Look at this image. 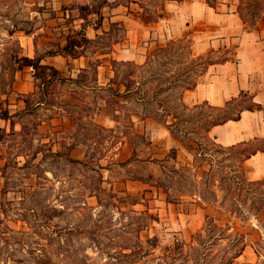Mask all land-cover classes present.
Masks as SVG:
<instances>
[{
    "label": "rangeland",
    "instance_id": "374dc122",
    "mask_svg": "<svg viewBox=\"0 0 264 264\" xmlns=\"http://www.w3.org/2000/svg\"><path fill=\"white\" fill-rule=\"evenodd\" d=\"M102 1L0 0V264H166L165 248L189 245L208 224L225 230L214 253L243 240L242 254L233 264H264V182L243 181L240 164L248 152L264 149V141L230 149L204 139L210 122L235 118L241 108L253 105L246 95L223 112L207 106L193 112L180 108L183 87L198 82L201 69L192 62V40L189 53L191 38L166 57L146 64L150 52L134 66H116L112 57L94 55L109 53L110 43L90 41L84 57L91 58L92 67L75 83L53 82L45 96L35 87L32 95L13 90L22 76L30 75L35 86L31 61L62 48L58 34L65 32L63 27L56 35L51 31L66 23V11L87 19ZM233 1L250 21L252 2ZM151 2L150 12L160 0ZM213 52L212 61L230 57L229 50ZM100 59L116 71V84L139 88L133 99L155 102L140 106L131 98L134 103L122 105L105 87H95ZM160 102L177 120L162 114ZM132 112L154 113L166 128L165 121L175 122L178 137L173 138L184 154L169 151L162 159L153 158L148 140L131 130ZM99 113L115 124L93 122ZM180 140H199L201 146ZM66 157L81 164H70ZM130 180L145 185L129 188ZM57 230L71 232L55 234Z\"/></svg>",
    "mask_w": 264,
    "mask_h": 264
},
{
    "label": "crops",
    "instance_id": "0c3cea01",
    "mask_svg": "<svg viewBox=\"0 0 264 264\" xmlns=\"http://www.w3.org/2000/svg\"><path fill=\"white\" fill-rule=\"evenodd\" d=\"M106 1L115 3L117 0ZM148 3L151 4V0H125L114 7H103L98 27L96 14L91 13L83 19L69 10L65 15L66 23L62 26L55 23L51 33L56 35L63 27L65 32L58 34V44L63 47L67 43V35L83 29L84 21V33L89 41L110 43L109 53L94 55L112 57L115 62L142 63L153 50L185 36L191 38L196 56L229 50V59L209 66L196 86L182 93L181 102L189 108L203 104L222 108L237 100L239 95H247L253 105L251 109L243 108L238 112L237 120L214 126L207 134L217 145L225 148L264 141V21L249 29L241 20L233 0H218L214 8L209 7L205 0H160L151 12L147 11ZM90 62L91 58L86 56L77 59L50 56L43 58L41 65L53 67L64 78L76 79L91 69ZM100 62L94 68V84L99 89L108 86L114 78V70L107 66L108 62L101 59ZM15 84L13 90L20 95L34 92L30 75L22 76ZM17 101L25 104L24 100ZM118 102L128 105L131 101L120 99ZM17 106L19 110L24 108ZM141 117L139 113H131V130L148 140L153 158L162 159L169 151L184 154L183 147L171 137L165 126L152 118ZM93 122L103 127L115 124L111 116L101 113L94 115ZM241 167L247 181L264 182V149L256 150L243 160ZM127 184L129 188L145 185L138 180H130Z\"/></svg>",
    "mask_w": 264,
    "mask_h": 264
},
{
    "label": "trees",
    "instance_id": "16d2710c",
    "mask_svg": "<svg viewBox=\"0 0 264 264\" xmlns=\"http://www.w3.org/2000/svg\"><path fill=\"white\" fill-rule=\"evenodd\" d=\"M124 1L125 0H117L114 3V5H119ZM175 1L180 2V1H184V0H175ZM248 1L252 2V3L248 4V6L251 7L253 10L252 11V14H253L252 19H250V21H248L245 18V15L242 11V7L240 5L237 6V12H238L241 20L243 21V23L247 24V27L249 29H253L258 24V20L260 19V13L264 12V0H248ZM205 2L209 7L214 8L215 4L217 3V0H205ZM110 6H113V5L108 3L106 0H103L99 5L92 7V13H94L98 16L97 26L100 25V21H101V15H100L101 8L110 7ZM186 38L187 37L185 36L182 39H178L175 41H169L165 47H160V48L155 49L146 57L145 63L147 64L152 58H154L156 56L166 57L174 48L178 49V48L182 47L183 42ZM89 43H91V42L86 38L85 33H84V28H83L79 32L75 33L74 35H68L67 43L64 47L59 48L57 51H47L42 55H37L30 63V66L33 69L32 77L35 81V88L38 89L39 92H42L43 94L45 93L44 94V96H45L47 93V91H46L47 88L53 82L58 81L61 84L75 83V80L72 78L62 77L61 74L57 70H55L53 67L41 65V61L43 58L50 57V56H63V57L71 58V59H77L81 56H84L85 45L89 44ZM190 43H191V39L188 42V44H189L188 48L190 47ZM189 53H191L190 48H189ZM213 53L214 52H209L203 56L202 55L196 56L192 60V62H195V61L197 62V67H201V69L197 71L198 77L203 75L209 66H211L213 64L223 63L229 59L226 57L220 61H212L211 59H209L210 58L209 56L212 55ZM113 64L116 66H130V65L134 66V64L132 62H115L114 61ZM90 66H92V63H90ZM47 73H49V74H47ZM199 73H200V75H198ZM130 76L131 75H129L128 77H130ZM115 78H116V71L114 70V78H113L112 82L108 86H106L104 89V90L110 91L113 98L123 99V100H128V101L135 100V103H140L141 105L147 106V107H149L153 102H155V99H153V98L145 99L144 97H139V98L133 99L131 97V94L134 93L135 95L139 96L138 95L139 88L133 87L130 90L129 88H127V86H125L124 84H122L120 82L116 84ZM196 84H197V81L194 80V82H192L191 84L187 85L186 87H183L182 91L184 92L185 90H190V89L194 88L196 86ZM121 85H123L125 87V89L122 92L119 89V87ZM113 86H116V89H113ZM169 86H170V84H169ZM33 94H35V92ZM242 96H246V95L241 94V95H239V98ZM131 98L133 100H131ZM237 100H233V101L227 103V105L225 107H222V108L211 107V106H207L206 104L198 105V106L189 108V107H186L185 105H183L182 102H181L180 108L184 112H193L202 106H207V107H209L215 111L223 112L226 108H228L229 105H231L232 103H235ZM39 103H41V101H39ZM112 103L116 106H120V104H118L117 102L115 103V101H113ZM160 104L161 105H159V108H160L162 114H165L166 116L171 115V117L174 120H177V117H174L172 114H169L170 112L167 109H165V106L162 105V102H160ZM242 109L243 108H241L240 110H242ZM245 109H251V108H245ZM157 111H158V108H157ZM153 114L151 112H145V114L141 118L142 119L152 118L154 116L153 118L157 121L158 115H156V114L153 115ZM237 118H238V114L235 118L222 117L219 120H213L212 122H210V124L206 130V135H205L204 139H207L209 141V143H211L212 145H217L213 140H211L209 138V136L207 134L208 131L210 130V128L217 126V125H221V124H223L229 120H237ZM3 119H7V118L4 117ZM164 124L167 126V129L171 133L172 137H174V138L178 137L175 130H174V129H176V123L175 122L172 123V122L165 121ZM182 132L183 131H180L181 135L185 136V133H182ZM180 142L183 143L185 146H187L188 144L197 145L199 148L201 146V143L199 140L198 141L197 140L196 141L189 140L188 143H184L183 140H180ZM247 145L248 144H246L244 146H247ZM238 146H242V145L232 146V147H228V148L233 149V148H236ZM189 150H191L190 147H189ZM257 150H263V149H257ZM198 151H199V149L197 148V155L200 156V153ZM255 151L256 150L248 152L245 156H243L242 160H240L241 161L240 164L243 162V160L247 159L251 154H254ZM51 155L54 157H60V158L64 156L61 153H51ZM66 160L70 164H81L79 161L70 159L68 157H66ZM131 160H133V159H131ZM127 162H130V160ZM243 181H245L247 183H254V182H249L246 179H243ZM216 228H217L216 225L208 224V228L204 231V234L202 232L195 234L193 236L192 242L189 245H186L183 243H175L172 247L165 248L164 251L162 252L163 261L167 262L166 264H174L177 261H179V264H233L234 260L242 254L243 240H241L239 242L240 246H236V245L232 244V245L228 246L229 248L228 247L224 248L220 254L214 253L213 247L217 246L218 243L224 239V234H225V230L223 231V229L218 228V231H216ZM63 231H66V230H63ZM63 231L57 230L55 232V234H58V233L63 232ZM68 232H71V231H69V230L66 231V233H68ZM211 233H218V235L213 237ZM230 249L232 250V253H230V251H228ZM38 251H39V253L41 252L40 249Z\"/></svg>",
    "mask_w": 264,
    "mask_h": 264
}]
</instances>
